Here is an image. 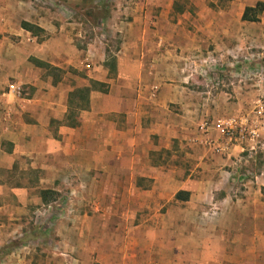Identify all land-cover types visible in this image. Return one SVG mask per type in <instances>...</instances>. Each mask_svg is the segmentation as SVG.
<instances>
[{
    "label": "crops",
    "instance_id": "crops-1",
    "mask_svg": "<svg viewBox=\"0 0 264 264\" xmlns=\"http://www.w3.org/2000/svg\"><path fill=\"white\" fill-rule=\"evenodd\" d=\"M190 1L197 7L193 15L176 13L180 19L174 23L167 20L171 0L158 11L150 6L134 13L128 30L145 33L148 22L155 27L160 22L159 40L144 35L125 39L114 55L113 73L104 67L103 56L99 62L76 60L64 47L54 43L47 47V41L36 45L35 54L29 53L52 69L66 66L84 71L82 79L72 80L75 85L64 83L65 78L32 76L40 69L29 64L18 67L17 57H7V67L0 68V239L15 232L8 226L25 221L21 217L28 212L34 215L30 217L34 231L41 230L37 236L47 231L43 224L55 217L75 229L76 213L82 212L83 225L89 224L94 215L84 211L86 203L57 205L51 199L42 202L40 197L42 191L52 196L66 189L70 194L82 190L98 195L90 209L103 222L106 214L99 210H114L116 216V210L165 208L162 215H150L145 221L144 230L152 231V236L132 238L130 247L142 246L147 257L157 258L153 264H264V155L260 169L237 173L234 164L242 145L230 144L223 154L198 147L195 131H189L194 117L177 115L201 111L193 101L197 93L184 85L194 77L193 71L199 73L195 69L201 67L203 51L208 53L211 42L204 40V34L213 32L210 17L229 13L226 8H204L198 0ZM241 1L239 17L245 5L252 4ZM256 1L264 3H253ZM183 24L190 30H184ZM48 50L56 56H50ZM190 66L192 72L187 69ZM7 78L16 86H26V97L5 91ZM90 81L103 84L106 91L92 88L86 109L76 111L77 120L68 125L63 122L69 110L68 94L89 87ZM187 133L193 136L186 137ZM181 138L191 148L182 158L193 162L188 174L180 166L163 165L154 158L155 152L170 150L172 140L177 139L181 146ZM242 161L254 166L249 159L243 157ZM236 179L241 182L238 188ZM178 191L187 192L188 198L172 207ZM83 229L82 233L77 230L78 237L86 242L89 238ZM99 233L105 239L104 227ZM89 251L87 248L78 257H88Z\"/></svg>",
    "mask_w": 264,
    "mask_h": 264
},
{
    "label": "rangeland",
    "instance_id": "rangeland-1",
    "mask_svg": "<svg viewBox=\"0 0 264 264\" xmlns=\"http://www.w3.org/2000/svg\"><path fill=\"white\" fill-rule=\"evenodd\" d=\"M168 1L0 0V43H3L0 47V68L7 67L5 64L8 61L7 57L13 54L12 58L13 56L17 57L18 67L29 64L40 69L32 76L37 74L42 77L49 76L53 80H57L59 77L65 78L64 83L82 79L84 71L72 70L70 67L49 69L44 66H36L34 62L38 59L32 56L35 54L34 52H37L36 45L47 41L46 46L49 48L52 43L66 48L73 59L82 61L84 58H88L92 62L94 60L99 62L100 57L103 56V59L108 62L110 58H114L116 51L127 38L135 39L138 35H144V38L148 40H159L162 23L158 22V26L155 27L154 24L151 25L148 22L149 27L145 33L132 32L128 30L127 26L129 25L127 24L132 21L134 13H139L140 10L150 6L158 11ZM171 1L172 13L167 17V20L173 23L180 19L176 18V13L182 11L192 13L197 9L190 0ZM244 1L252 3L249 6L255 3L253 0ZM154 2L163 4L156 7ZM198 4L210 9L226 8L229 13L222 17H210L209 21L214 27L212 28L210 25L207 28L209 30L212 28L213 32L204 34V40L211 42L207 48L208 53L203 51L204 60L201 67L197 66L195 69L199 73L193 71L194 77L188 79L184 85L197 93L196 96H193V101L200 105L201 111L191 113L181 111L177 115L194 117V124L190 123L189 131H193V134L195 131L197 137L194 139V143L205 150H208V147L204 141L207 138L218 139L221 136L220 125L224 121L234 119L236 122H242L238 123L231 136V140L235 139L242 145V150L237 153V161L234 165L237 167V173L238 171L243 172V170L252 171L253 169L255 171L260 169L262 155H264V15L261 12L259 21L255 23L240 21L237 14L243 6L241 0H198ZM140 20L143 21V18L140 17ZM150 20L152 21L153 18ZM154 21L157 20L154 19ZM205 21H207L206 18H204V23H207ZM21 22L32 24L41 31L31 35L20 28ZM179 26L180 24H178ZM183 27L185 30L186 24H183ZM187 29L190 30V28ZM173 39H176V36ZM48 52L50 56H56L51 55L50 50ZM208 57H213V61H210L211 58ZM187 69L192 72L193 66ZM9 84H14L11 78H7L5 85L7 92ZM72 85L75 83L73 82ZM18 87L19 96L26 97V86ZM77 118L78 112L71 118L69 116L64 119L63 122L76 121ZM204 122L207 126L202 128ZM57 124L56 122L52 125ZM244 129L255 130V137L248 140ZM193 134L187 133L185 136L191 138ZM241 137L243 138L241 139ZM176 141L177 139L172 140L170 150L155 152V161L163 165L180 166L185 170V174H188L187 170L190 169L193 162H189L187 159L184 161L182 158L183 154L191 153V148L185 145L186 139H180L181 146H178ZM7 147V145L4 146L5 149ZM243 157L245 160H251L254 166H248L246 162L243 163ZM226 167L224 165V168ZM234 183L238 188L241 182L236 179ZM235 194L238 195L236 190ZM97 197V194H92V192L89 194L82 190L70 194L67 189L50 196L49 200L51 199L57 205L68 203L70 206V202L75 203V201L78 202V206L86 203L87 207L85 205L84 211L88 212L87 215L94 216L89 224L83 225L79 218L82 212L76 213L78 221H73L76 224L75 229L71 223L66 224L59 217H55L48 225L47 223L43 224V230L47 229V231L44 230L43 235L37 236L41 230L34 231L32 220H30V217L32 219L34 215L30 212L21 217L25 220H22L23 222L10 223L8 228L5 224V228L15 230V232L0 239V264H104L107 261H110V264H153L154 260L156 262L157 258L154 256H146V251L142 249V246L138 247L139 250L136 248L131 250L130 247H132V238L142 235L152 236V231L148 230L150 233H147L144 230L146 229L145 221L150 215H162L165 208L116 210V216L114 210H99L100 213L106 214L104 223L102 219H99L96 211L90 209L91 201L96 203ZM175 201L173 196L172 207L178 205L179 201L174 203ZM66 212H68L67 209L64 210V213ZM80 223L84 227L85 237L89 238L86 242L78 237V232H81L83 228ZM103 223L105 225H102ZM102 227L106 229L103 240L99 233ZM28 231L30 232L27 236L24 233ZM86 232H90V234L86 235ZM127 247L128 249H126ZM87 248L90 250L87 253L89 256L78 257L81 252H87ZM60 253L68 254L69 258L61 257ZM70 257H73L77 262L70 261ZM166 259H163L164 262L167 261Z\"/></svg>",
    "mask_w": 264,
    "mask_h": 264
},
{
    "label": "trees",
    "instance_id": "trees-1",
    "mask_svg": "<svg viewBox=\"0 0 264 264\" xmlns=\"http://www.w3.org/2000/svg\"><path fill=\"white\" fill-rule=\"evenodd\" d=\"M264 9V3L261 1H256L252 6H245L242 10L240 21L242 22H248V23H255L259 21V15ZM20 28L24 31L30 33L31 35L37 34V32L41 31L39 28L32 24H28L25 22L20 23ZM36 66H44L48 67L49 69H52L48 64H43L42 62L36 61L34 62ZM104 67L108 69L109 73H113L115 71V62L114 58H110V60L107 62H104ZM89 87H83L78 88L73 91H71L68 94V114L66 115V119L70 116H73V114L76 113V111L84 110L87 107V95L88 92L92 88H98V91L105 92V88L103 84H98L95 82L90 81ZM101 87V88H100ZM75 112V113H74ZM74 121H68V125H73ZM51 192L49 191H42L40 192V197L42 202H46L50 198ZM188 198L187 192L178 191L174 194V199L176 201H186Z\"/></svg>",
    "mask_w": 264,
    "mask_h": 264
},
{
    "label": "built area",
    "instance_id": "built-area-1",
    "mask_svg": "<svg viewBox=\"0 0 264 264\" xmlns=\"http://www.w3.org/2000/svg\"><path fill=\"white\" fill-rule=\"evenodd\" d=\"M7 89L9 93L19 96V93H20L19 87L16 86L15 84H9L7 86ZM238 123H242V122H236L234 119H229V120L224 121L220 125L221 136H219V138L216 140L207 138L204 141V144L215 154L225 153L229 145L236 142L235 139L231 140V136H232V133L235 131V128L237 127ZM205 126H207V124L204 122L201 127L205 128ZM242 131H243V128H242ZM244 132H246L248 140L249 139L252 140L255 137V130L253 129H250V130L244 129ZM242 138L243 137H241V139ZM236 143L240 144L241 142H236Z\"/></svg>",
    "mask_w": 264,
    "mask_h": 264
}]
</instances>
